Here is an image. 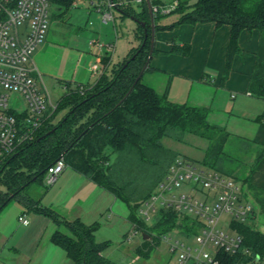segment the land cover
Masks as SVG:
<instances>
[{"label":"trees","instance_id":"16d2710c","mask_svg":"<svg viewBox=\"0 0 264 264\" xmlns=\"http://www.w3.org/2000/svg\"><path fill=\"white\" fill-rule=\"evenodd\" d=\"M73 1L51 0L67 8ZM113 1L122 15L145 22V25L137 22L135 38L139 45L109 71H104L93 84H80L62 95L34 138L21 145L0 167V213L12 201H19L24 211L32 210L51 217L58 226L51 240L65 249L73 264L117 263L104 254L110 241L96 240L99 221L86 224L80 218L69 220L26 193L33 182H45L48 168L60 157H64L67 166L124 201L129 207L128 220L148 235L153 232L160 235L178 226L187 227L189 222V217L181 220L177 212L162 209L149 225L139 213L141 204L152 195L171 164L181 156L179 151L164 144V138L186 142L187 135L192 134L207 139L209 145L201 163L241 180L218 165L230 133L209 122L207 107L173 102L166 93L144 83L143 76L151 69L150 63L136 81L149 58L152 44L148 1L140 2L141 10L132 6L135 0ZM152 3L155 5L157 0ZM172 12H179L180 19L169 26L156 25V29L184 22L196 25L212 21L231 26L224 78L229 75L233 58L239 51L242 30L259 29L261 37L249 90L254 96L264 97V0H196L191 4L179 1ZM159 16L160 12L155 13V20ZM143 43V48L131 59ZM179 49L174 40L172 50ZM156 51L153 47V52ZM189 51L190 45H186L183 52ZM63 110H66L65 115L55 125L54 118ZM252 141L261 148L242 181L249 191L264 194V113ZM254 200L264 206V199ZM61 225H66L70 232L61 230ZM236 225L244 235L246 245L263 259L264 233L250 223ZM151 238L143 240L144 247L140 249L143 255L149 256L160 240L158 236Z\"/></svg>","mask_w":264,"mask_h":264},{"label":"crops","instance_id":"0c3cea01","mask_svg":"<svg viewBox=\"0 0 264 264\" xmlns=\"http://www.w3.org/2000/svg\"><path fill=\"white\" fill-rule=\"evenodd\" d=\"M175 1L182 0L173 2ZM133 2H137L140 6V1H132V6ZM194 2L189 1L190 4ZM155 5L170 7L160 0H157ZM51 6L52 9L54 8L53 15L59 18L66 16L73 7L82 6L84 11L81 12L84 14L80 11L77 14L86 15L87 21L85 27L81 24L76 26L77 37L72 44H62L53 40L50 34L53 31L48 28L45 40L35 50L34 61L47 89L46 81L51 83L54 80L63 89L62 95L80 84H93L104 71H109L114 64L122 61L132 48L139 45V41L135 38L138 24L131 17L136 22L133 40L127 38L129 44L125 45L122 59L114 58L120 32L116 25L113 34L111 30L108 32L104 28L100 29L104 22L102 23L100 19V11L96 8L95 0H74L68 8L56 3H52ZM136 9L141 10V7ZM115 11L122 20L130 17L122 15L117 7L114 8L113 12ZM172 11L160 12V16L155 20L156 25L163 27L177 22L181 14ZM89 25H91L90 29ZM230 36L229 24L217 25L212 21L196 25L184 22L173 27L156 29L154 48L157 51L153 52L151 69L146 72L163 77L162 91L154 88L160 93H166L169 100L207 107V118L210 123L224 127L229 133L241 138L248 136L249 140H253L264 113V97L254 96L249 90L261 32L257 28L242 30L239 37V51L233 58L229 75L224 78ZM94 40L103 42L105 48L99 49L93 44ZM174 40L179 45L178 51L172 50ZM131 42H134L133 45ZM186 45H190L188 53L183 52ZM52 189L49 205L69 207L73 215L66 218L69 220L80 218L86 224L97 221H90L94 219L89 218L91 216L95 218L99 214L102 216L118 200L111 192L70 166L65 168ZM5 209L0 213V222L5 215ZM22 211L20 210L18 218L21 214L25 215ZM259 230L264 233V230ZM53 232L42 244L40 243L42 250L35 251L33 256L46 257L47 254L48 262L66 264L70 258L63 247L52 242ZM7 234L6 229L0 228V247ZM26 256L31 259L29 255ZM261 260H264V257Z\"/></svg>","mask_w":264,"mask_h":264},{"label":"built area","instance_id":"2783aa9c","mask_svg":"<svg viewBox=\"0 0 264 264\" xmlns=\"http://www.w3.org/2000/svg\"><path fill=\"white\" fill-rule=\"evenodd\" d=\"M51 4V0H0V167L21 145L34 138L37 129L57 107L33 56L45 40ZM178 4L175 1L169 8L153 5V11L168 12ZM95 5L104 23L114 21L116 2L95 0ZM93 44L99 49L106 46L96 40ZM14 93L24 97V106H11ZM66 167L64 157H60L48 168L46 184H55ZM162 209L177 212L181 220L189 217L187 227L149 235V238L158 236L167 244L176 256L175 264H257L261 261L257 259L260 255H255L246 245L236 225L241 222L255 225L257 210H260L242 180L180 156L142 203L139 213L152 225L156 213ZM225 213L231 216L228 226L231 231L222 225ZM18 219L24 225L30 223L24 214ZM131 224L129 239L140 231L146 234L137 224Z\"/></svg>","mask_w":264,"mask_h":264},{"label":"rangeland","instance_id":"374dc122","mask_svg":"<svg viewBox=\"0 0 264 264\" xmlns=\"http://www.w3.org/2000/svg\"><path fill=\"white\" fill-rule=\"evenodd\" d=\"M160 1H164L167 5H170L174 0ZM182 1L189 3V1L194 2L195 0ZM133 6L136 8L140 7L137 2H133ZM53 9L51 6L49 15V29L53 31L50 33L52 34V39L62 44H72L75 42V38L77 37V35H75L76 26L79 24L83 25L82 27L86 26V15L77 14L79 11L81 14H84L81 12L84 11L82 6L73 7L71 9V13L70 10L66 16L61 18L53 15ZM114 15L115 20L104 23L101 25L100 29L104 28V30H107L108 32L111 30L113 34L116 25L120 32L119 38L122 40L119 39L118 41L116 52H114V58L122 59L125 45L129 44L127 38H129L130 41L133 40V32L136 22L131 17L122 20L118 17L117 11H115ZM100 19L102 21V16ZM88 28L90 29L91 25H89ZM131 43L133 45L134 42ZM46 82L53 101L57 102L63 94V89L57 85L55 80L51 83L48 81ZM143 82L148 85H152L157 90L162 91L161 83L163 82V77L159 74L153 75L146 72L143 76ZM10 104L11 106H24V97L19 93H14L11 96ZM65 113L66 110L57 113L53 120L55 125L60 122ZM249 138L250 137L248 136L241 138L238 135L230 133L229 139L224 147L222 158L218 164L224 171L232 172L241 178V180L245 178L247 173L250 171V168L256 160L257 152L261 148L255 144L252 139L249 140ZM163 141L171 148L179 151L181 156L186 157L199 165L202 164L201 159L209 145V141L207 139L197 138L191 135H187L186 142H179L172 137H166ZM54 185L55 184L48 185L46 184V181L44 183L35 181L29 186V188H27L26 193H28L33 199H39L41 205L50 206L49 199L50 196H52L51 189L54 188ZM249 194L252 198H256L257 201L260 198L264 199V194H256L253 191H249ZM257 203L260 210H257V218L254 221L255 226L264 230V206L259 201ZM50 207L57 210L65 218L73 215L70 213L69 207ZM20 210L24 211L22 203L19 201H12L9 205H7L5 215L0 222V228L3 230L6 229V233H8L4 237L2 247H0V264H55L47 261V254L46 257H35L33 256V253H35V251L39 252L42 250V242L45 241L46 237H50L51 233L57 229V224L49 216L36 213L32 210H27L24 211V213L28 217L30 223L28 225H24L18 219ZM128 213V205L121 199H118L115 201V205L102 216H100L101 214L97 215L95 218H91L93 217L91 215V217L89 216V219H94L90 221L97 220L101 223L99 230L96 232V240L98 242L105 240L110 241V246L105 249L104 254L117 264H175V254L173 255L168 249L167 244L159 239L149 256L143 255L140 252V249L144 247L143 240L145 238L141 231L138 232L132 239L128 238L129 233L133 229L131 222L125 218ZM230 220V214H223L222 225L228 231H231L228 227ZM60 229L70 232L66 225H61ZM174 236L179 235L174 233ZM42 237L44 238L42 239ZM147 238H149V236ZM39 244L40 246H38ZM26 255H29L31 259H28ZM67 261L68 262H66V264H72L71 259H68ZM257 264H264V260H261Z\"/></svg>","mask_w":264,"mask_h":264},{"label":"water","instance_id":"95a60500","mask_svg":"<svg viewBox=\"0 0 264 264\" xmlns=\"http://www.w3.org/2000/svg\"><path fill=\"white\" fill-rule=\"evenodd\" d=\"M148 6H149V10L151 12V27H152V44H151V50H150V55H149V58L145 64V66L143 67L142 69V72L141 74L138 76L137 80L138 81L141 76L143 75V73L145 72V70L147 69L150 61H151V58H152V55H153V47H154V44H155V34H156V22H155V17H154V11H153V5H152V2L151 1H148ZM133 18L137 21V22H140L142 25H145V22L143 21H139L137 18H135L133 16ZM144 46V43L142 44V46L139 48V50L131 57V59L135 58V56L137 55V53H139V51L143 48ZM130 60H128L126 62V64L124 65V67L129 63ZM149 235L148 234H144V238H147ZM261 258V256H258L257 259L259 260Z\"/></svg>","mask_w":264,"mask_h":264}]
</instances>
